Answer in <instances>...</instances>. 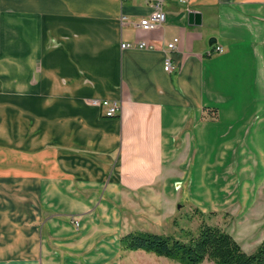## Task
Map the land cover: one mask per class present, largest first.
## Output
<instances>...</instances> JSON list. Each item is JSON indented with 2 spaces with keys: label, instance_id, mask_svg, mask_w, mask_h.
<instances>
[{
  "label": "crops",
  "instance_id": "1",
  "mask_svg": "<svg viewBox=\"0 0 264 264\" xmlns=\"http://www.w3.org/2000/svg\"><path fill=\"white\" fill-rule=\"evenodd\" d=\"M152 9L0 0V264L155 255L120 237L178 202L236 221L215 224L247 252L264 239V0H164V22L140 30ZM140 39L153 48L120 46Z\"/></svg>",
  "mask_w": 264,
  "mask_h": 264
},
{
  "label": "trees",
  "instance_id": "2",
  "mask_svg": "<svg viewBox=\"0 0 264 264\" xmlns=\"http://www.w3.org/2000/svg\"><path fill=\"white\" fill-rule=\"evenodd\" d=\"M208 115L215 118V110H209ZM120 245L122 249H141L183 264L204 260L215 264H264V239L252 252H247L228 231L205 220H201L195 232L188 230L183 237L147 230L130 231L121 235Z\"/></svg>",
  "mask_w": 264,
  "mask_h": 264
},
{
  "label": "rangeland",
  "instance_id": "3",
  "mask_svg": "<svg viewBox=\"0 0 264 264\" xmlns=\"http://www.w3.org/2000/svg\"><path fill=\"white\" fill-rule=\"evenodd\" d=\"M172 211L170 215L166 219H162V222L158 226H146V229H151L150 231L158 232V233H171L178 237H183L184 233L188 230L195 232L198 229V226L201 222V220H205L207 223H214L217 222V220L222 223L223 218L221 217V214H218L217 216H208L206 213L201 214L198 209H195L193 204H190L188 202H178L176 205L171 206ZM175 220V221H172ZM175 222V224H174ZM225 223V226L228 227V229L234 231L237 234V231L239 232L244 229L241 226L237 227V222L231 219H227V223ZM247 226H245V229ZM253 244V243H252ZM248 245L247 242H244V247L242 248L245 251H249L246 248H252L253 245ZM127 263L126 264H183L177 261H173L171 259H166L163 257H157L155 255L146 254V253H128L125 254L122 258ZM202 264H211L204 262Z\"/></svg>",
  "mask_w": 264,
  "mask_h": 264
},
{
  "label": "built area",
  "instance_id": "4",
  "mask_svg": "<svg viewBox=\"0 0 264 264\" xmlns=\"http://www.w3.org/2000/svg\"><path fill=\"white\" fill-rule=\"evenodd\" d=\"M149 1L153 7L152 11L146 15L141 17L137 21V26L140 30L148 31L151 29H154L161 25L165 20V12L163 10V3L164 0H145ZM180 4L187 5L190 0H175ZM178 42V37H173L170 41L167 42L166 46L169 51H172L176 47V43ZM120 46L122 48L125 47H138V48H153V44L147 42L144 39L135 40L132 42L126 41L121 42ZM223 47L220 44H216L213 46L212 49H210L207 54L210 55L214 52H222ZM163 68L166 71H171L173 68L170 55H167L164 59ZM91 102L93 104H96L100 106L103 109V114L105 116H114L117 114L119 110V105L116 101H109L107 99H92ZM72 221L75 225L78 224V221L76 218H72Z\"/></svg>",
  "mask_w": 264,
  "mask_h": 264
},
{
  "label": "water",
  "instance_id": "5",
  "mask_svg": "<svg viewBox=\"0 0 264 264\" xmlns=\"http://www.w3.org/2000/svg\"><path fill=\"white\" fill-rule=\"evenodd\" d=\"M196 16H199V15L197 13H194V12H189L188 13V22H192L194 20V18L197 19Z\"/></svg>",
  "mask_w": 264,
  "mask_h": 264
},
{
  "label": "bare ground",
  "instance_id": "6",
  "mask_svg": "<svg viewBox=\"0 0 264 264\" xmlns=\"http://www.w3.org/2000/svg\"><path fill=\"white\" fill-rule=\"evenodd\" d=\"M210 191H212V190H210ZM212 194V193H211ZM211 197V196H210Z\"/></svg>",
  "mask_w": 264,
  "mask_h": 264
}]
</instances>
